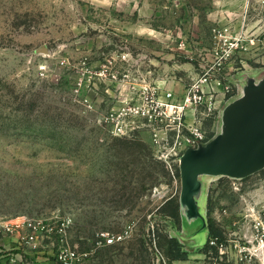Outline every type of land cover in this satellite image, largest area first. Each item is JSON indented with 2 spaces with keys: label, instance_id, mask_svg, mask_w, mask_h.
<instances>
[{
  "label": "rangeland",
  "instance_id": "374dc122",
  "mask_svg": "<svg viewBox=\"0 0 264 264\" xmlns=\"http://www.w3.org/2000/svg\"><path fill=\"white\" fill-rule=\"evenodd\" d=\"M245 2L0 0V221L42 220L47 261L64 242L83 264H264V168L208 178L190 165L181 197L180 163L165 159L188 89L214 94L183 118L207 143L237 74L264 61L248 38L219 65L236 33L262 25ZM171 237L186 260H170Z\"/></svg>",
  "mask_w": 264,
  "mask_h": 264
},
{
  "label": "water",
  "instance_id": "95a60500",
  "mask_svg": "<svg viewBox=\"0 0 264 264\" xmlns=\"http://www.w3.org/2000/svg\"><path fill=\"white\" fill-rule=\"evenodd\" d=\"M244 81L240 96L222 111L220 133L180 158L181 197L190 165L208 178H244L264 168V75Z\"/></svg>",
  "mask_w": 264,
  "mask_h": 264
},
{
  "label": "built area",
  "instance_id": "2783aa9c",
  "mask_svg": "<svg viewBox=\"0 0 264 264\" xmlns=\"http://www.w3.org/2000/svg\"><path fill=\"white\" fill-rule=\"evenodd\" d=\"M246 8L248 11H255L260 9V14L262 15L259 19V22L262 25L255 31L248 33L238 32L235 34L234 42L228 45V48L219 59V65H222V61L228 59L235 55L236 51H239L238 54H241L243 46L240 44L244 39L255 38L263 39L264 41V0H246ZM264 44V42H263ZM220 85H222L219 82ZM214 89V87H212ZM226 92L230 90L229 85H224ZM208 94V96H206ZM173 95L168 94V98H171ZM214 94L212 91H204L200 87L193 86L188 89L182 99L178 102L177 105H173L175 120L179 122V129L177 140L172 146L171 150L165 156L166 163L169 167H173V163L179 164L180 158L189 148H198L200 144L206 143L205 133L199 128L196 127L193 123L183 122L185 111L192 106H198L202 104H208V108L211 109V105L214 102ZM184 130L189 132V136L184 137V142L180 139V133ZM159 134H156V141L159 142ZM172 157V158H170ZM52 229H49L42 220L40 219H26L20 224H12L9 221H0V239H5L12 236L15 233H19L21 236V242L19 249L22 248L23 251H28V255H22L17 253L12 255V251L0 246V261L1 264H83V256H81L76 250L72 249L67 243H62L56 255L49 261L42 263L35 260L31 257L33 253H39V249L42 247L40 238L48 237ZM60 232L65 234L64 226L60 229ZM120 239V237H119ZM163 263L168 264L166 259L163 257Z\"/></svg>",
  "mask_w": 264,
  "mask_h": 264
},
{
  "label": "crops",
  "instance_id": "0c3cea01",
  "mask_svg": "<svg viewBox=\"0 0 264 264\" xmlns=\"http://www.w3.org/2000/svg\"><path fill=\"white\" fill-rule=\"evenodd\" d=\"M244 1L245 0H236V5L240 4L239 2L243 3ZM244 63L246 64L247 62H244ZM244 66H246L245 70H243L242 72H239V74H237L239 83H237V87H235V88L238 89V92L236 91L237 94H235L236 92L234 90L233 95H227V97H225L224 102L226 103V105L229 102H231L233 99H235L236 97L240 96L241 91H242V87L245 84L244 77L246 78V76H251V77L259 78L262 75H264V61L262 63H260V66H258V67H252V66L248 67V64H246ZM226 105H225V107H226ZM20 222H23V221H20ZM18 224H20V223H18ZM20 242H21L20 234L15 233L10 237L5 238L4 240L0 239V246L3 245L4 247H6L10 251H12V253H11L12 255H15L17 252H14V251L19 249ZM42 242L43 241L41 239V243ZM17 255H19V253H17ZM31 257L37 261L42 262V263H45L47 261V259L42 257L40 253H33V254H31ZM0 263H1V261H0Z\"/></svg>",
  "mask_w": 264,
  "mask_h": 264
},
{
  "label": "trees",
  "instance_id": "16d2710c",
  "mask_svg": "<svg viewBox=\"0 0 264 264\" xmlns=\"http://www.w3.org/2000/svg\"><path fill=\"white\" fill-rule=\"evenodd\" d=\"M169 216L174 218L175 220H178L180 217V211H179V203L173 201L171 203V211L169 213ZM209 231L211 234V237H214L218 240L219 244H223L222 241L223 239V234L222 231L216 228L214 225H210ZM168 244H169V258L171 261L175 260H186L188 258V253L185 251L182 247V244L180 243L179 239L176 237H171L168 239ZM210 248H214L216 253H218V248L219 246H211L207 245L205 248L206 251H209Z\"/></svg>",
  "mask_w": 264,
  "mask_h": 264
}]
</instances>
